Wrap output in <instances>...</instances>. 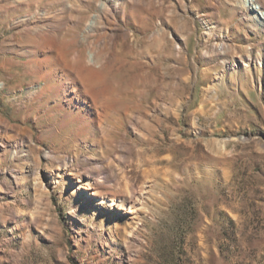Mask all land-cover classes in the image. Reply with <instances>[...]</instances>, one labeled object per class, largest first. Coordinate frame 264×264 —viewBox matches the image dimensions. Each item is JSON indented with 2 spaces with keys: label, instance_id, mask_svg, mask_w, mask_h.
Returning a JSON list of instances; mask_svg holds the SVG:
<instances>
[{
  "label": "rangeland",
  "instance_id": "rangeland-1",
  "mask_svg": "<svg viewBox=\"0 0 264 264\" xmlns=\"http://www.w3.org/2000/svg\"><path fill=\"white\" fill-rule=\"evenodd\" d=\"M251 6L0 0V264H264Z\"/></svg>",
  "mask_w": 264,
  "mask_h": 264
},
{
  "label": "bare ground",
  "instance_id": "bare-ground-1",
  "mask_svg": "<svg viewBox=\"0 0 264 264\" xmlns=\"http://www.w3.org/2000/svg\"><path fill=\"white\" fill-rule=\"evenodd\" d=\"M250 8L254 12H257V13H254L253 12V14H257L258 15V13H259V16H261L262 18H264L263 11H261V12H258L257 11L258 8H259V6H251ZM43 34L45 36H47V38H49V39H56L60 35V30H50L47 33L43 32ZM36 35H38V37H39V35H41V33L37 32ZM23 38H24L25 42H27V43L33 44V43L36 42V40L34 38L30 37V36L23 37ZM76 59H77V57H76ZM74 60H75V58H74ZM73 71L76 74V76L77 75L78 76H81L83 74L82 73V69L81 68H78V67H74L73 68ZM103 188H106V186L104 185V187H99V184L98 183H97L96 187H84L85 190L90 191L89 192V196H91L92 199H98V201L106 200V202L108 203L107 204V207L109 209H111V208H118V209L122 210L123 209L122 207H118V206H122V204H118V202H116L114 199H108V197H112V194L110 192L103 191ZM143 193H148V191L144 190ZM136 204L139 205L140 202L137 201ZM138 211H139L138 208H134L132 212H138Z\"/></svg>",
  "mask_w": 264,
  "mask_h": 264
}]
</instances>
